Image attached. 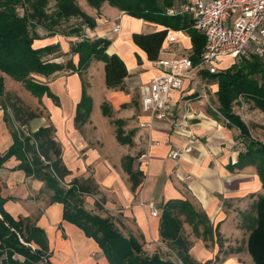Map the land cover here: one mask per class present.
I'll list each match as a JSON object with an SVG mask.
<instances>
[{"label":"crops","instance_id":"0c3cea01","mask_svg":"<svg viewBox=\"0 0 264 264\" xmlns=\"http://www.w3.org/2000/svg\"><path fill=\"white\" fill-rule=\"evenodd\" d=\"M83 8L97 19L96 28H86L85 35L108 38L111 44L107 53L117 54L125 62L128 76L124 88L107 87L105 62L97 59L92 60L88 67L87 81L85 75L72 71L69 76L57 78L55 83L50 77H45L59 103L44 95L41 103L47 109L48 117L29 121L28 127H25V123L21 126L32 133L41 127L53 126V138L61 146L60 157L69 170L62 181L78 182L84 190V207L102 216L113 217L125 235L134 234L147 242L144 249L149 243L155 247L156 243L163 246L164 242L160 236V216H152L150 207L141 205L140 201H154L162 209L169 199L189 197L217 217L215 226L220 225L219 230L226 244L222 247L212 245L211 251L215 253L211 256L224 254V260L229 264L228 259L237 251L229 249L230 241L222 228L228 226V229L237 231L239 224L227 219L232 218V211L238 209L234 202L241 203L242 213L246 211V198L259 190L263 194L264 187L254 165L241 168L235 165L239 153L246 149L237 151L235 148L238 136L236 127H230L228 123L225 126L220 124L215 114V127L207 129L203 126L205 116L211 118L207 111V96L200 89L202 84L211 80L204 72L206 68L197 67L185 80L184 90L174 95L177 101L176 117L181 118L188 110L189 118L186 121L190 130H175L173 118H154L151 126H142V123L152 118L142 110L140 84L150 81L162 68L148 59L147 53L134 42L133 34L152 32L165 26L127 14L108 3L99 12L87 5ZM134 19L142 20V24L137 27ZM119 22L121 31L116 33L113 27ZM184 32L185 36H180L178 41L170 44L164 42L159 58L192 57L191 36L186 29ZM68 37H71V45L67 51L79 39L77 36ZM71 58L78 65L79 55L71 53ZM96 68L100 72L98 81L93 72ZM202 72L205 75L198 77ZM7 80L12 85L17 84L6 76V86ZM83 80L93 107L89 119L77 123ZM211 84L218 90L217 82ZM104 104L109 107L107 115L103 112ZM9 117V112L6 114L0 106V156L14 143L13 133L17 126ZM117 121H120L125 135H130V143L118 140ZM189 146H192V150H187ZM176 149L182 152L175 159L170 154ZM128 156L134 158L133 170L144 172L142 182L135 189L124 165ZM21 163L22 160L13 155L0 167L1 194L6 199L5 210L16 221H22L25 231L42 229L36 237V241L42 243L32 244L44 251L46 259L36 264H109L96 239L88 236L76 223L64 218L65 206L62 202L52 200L53 191L47 188L45 180L28 174ZM204 199L208 200V204H205ZM98 200L102 208L97 206ZM233 214L235 216V212ZM201 242L197 241L193 245L192 253L196 258L199 257V251L200 256L209 257L206 251H202L201 246L206 245ZM16 257L24 260L20 254H16Z\"/></svg>","mask_w":264,"mask_h":264},{"label":"trees","instance_id":"16d2710c","mask_svg":"<svg viewBox=\"0 0 264 264\" xmlns=\"http://www.w3.org/2000/svg\"><path fill=\"white\" fill-rule=\"evenodd\" d=\"M87 7L99 12L102 6H110L138 18L156 22L165 28L152 32H135L134 42L142 48L151 61L159 58L169 28L187 30L193 44L192 59L200 61L206 38L203 33L192 27V19L188 14H167V8L183 0H84ZM97 26L96 17L90 15L81 5L80 0H0V106L8 114L4 99L6 96L5 77L8 76L42 100L44 95L53 98L57 104L58 97L49 84L41 76L49 78L58 71L70 68L84 76L92 60L105 62V77L108 88H124L128 70L125 62L117 54H108L111 41L105 37L92 38L85 35V29ZM42 28L44 33H41ZM62 34L77 36L70 54L79 55L76 65L73 58L65 65L54 59L59 43L35 47V41L46 36ZM210 79L218 83V113L224 116L230 127L240 131V138L245 140V151L238 155L237 167L254 165L264 187V141L253 137L246 121L234 111V103L240 97L251 101L264 111V53H251L242 57L231 67L218 73H208ZM84 79V78H83ZM93 107L92 99L87 93L83 80V96L77 107L76 122L84 123L89 119ZM103 112L109 114V107L104 104ZM18 118V116H17ZM21 119V118H19ZM21 121H25L22 120ZM117 138L121 143H130V135H125L120 121ZM14 143L7 152L0 156V167L11 156L22 160L21 166L28 174L45 180L48 189L53 191L52 200L62 202L65 206L64 218L80 226L88 236L99 243L109 264H200L190 253L193 240L184 233L186 224H190L194 232L202 235L204 240L224 246L225 241L207 211L189 197L169 199L162 206L160 215V236L162 241L177 252L179 260L165 258L159 253L149 255L144 249V242L138 236L125 235L111 216H102L84 207L78 182L72 181L71 187L62 184L69 173L61 160V146L53 138V126L41 127L31 135H26L15 128ZM43 155L47 163L41 159ZM55 155V158H53ZM133 157L128 156L124 163L131 176L135 189L143 180L144 172L133 170ZM6 199L1 194L0 184V264H36L46 259L42 249H33L25 244L39 243L37 232L42 229L31 228L26 231L22 221H16L6 210ZM97 206L102 208L97 202ZM256 214L249 218L252 211H243L241 218L249 232L246 248L255 264H264V193L256 201ZM248 212V213H247ZM143 238V237H142ZM42 243V242H40ZM39 243V244H40ZM42 246V244H41ZM229 253V252H227ZM20 254L24 260L16 257Z\"/></svg>","mask_w":264,"mask_h":264},{"label":"built area","instance_id":"2783aa9c","mask_svg":"<svg viewBox=\"0 0 264 264\" xmlns=\"http://www.w3.org/2000/svg\"><path fill=\"white\" fill-rule=\"evenodd\" d=\"M167 14L190 15L192 27L205 35L206 43L198 65L191 56L165 57L153 61L162 70L150 81L140 84L142 110L152 118L142 123V126H151L154 118H173L175 130L187 131L190 130L186 121L189 111L186 110L181 118L176 117L177 101L174 95L184 90L185 80L197 67L206 68L210 73H218L223 69L222 61L225 57L240 58L251 53H264V0H183L167 8ZM113 31H121L120 22L114 25ZM180 36H185L184 30L169 28L164 42L174 43ZM216 109L218 112V108ZM20 128V132L31 135L32 132L26 131L24 126ZM191 137H194L193 133ZM187 150H192V146L187 147ZM181 152V149H176L170 156L176 159ZM40 156L48 162L43 155ZM62 183L67 188L72 185L66 181ZM78 192L83 194L80 189ZM140 204H147L152 216L161 215L162 209L156 202L141 200ZM0 217L2 218L1 214ZM19 236L25 244L33 249L37 248Z\"/></svg>","mask_w":264,"mask_h":264},{"label":"rangeland","instance_id":"374dc122","mask_svg":"<svg viewBox=\"0 0 264 264\" xmlns=\"http://www.w3.org/2000/svg\"><path fill=\"white\" fill-rule=\"evenodd\" d=\"M80 3L82 5V7L86 6V3L84 0H80ZM39 30L41 31V33H44V34L46 33L42 30V28H39ZM55 43H59L58 52H57V55H59V56L57 58H55L54 60L66 65L69 62V59H71L70 50L67 51L69 49V45H71V37L64 36V35L46 36V37L36 41L35 45L38 46V45L55 44ZM65 51H67V53ZM242 57H246V56H242ZM242 57H240V58H231V57L223 58V61H222L223 69L222 70H225V69L231 67L235 62L240 61ZM103 71H104V68H103L102 72ZM206 71L204 70V72H206ZM88 72H89V68L86 70V73H85L86 81H87V79H89ZM93 72H94V78L96 80L99 79V74H100L99 69L96 68ZM203 74H204L203 72H202V74L200 73L198 75V77L203 75ZM69 75H71V70H70V68H67V69L58 71L55 74H53L52 78L50 77V80H52V83L53 82L55 83L57 78L69 76ZM41 79L46 82L45 77L41 76ZM12 80L17 84L12 85L9 82V80H7L8 81L7 86H6L7 93H6L4 102H5L6 106L8 107V112H9V116H10L9 118L12 121V123L16 124L15 125V126H17L16 128L17 129L20 128L21 125H23V123H25L24 124L25 127H28L29 123L31 121L32 122L35 121L36 119H41V118L46 119L48 117V111L45 107H43V104L41 103L42 100H39V98H37L30 91H28L23 86L22 83H19L18 81L14 80V79H12ZM211 82H215V81H212V80L206 81V84L205 85L202 84L200 89L205 91V95L207 96L206 97L207 108H208L207 111H208L209 117L214 119V114H215V112H217L216 108L219 106V102L217 100V88L213 87ZM200 92H202V91H200ZM234 111L236 113H238L239 115H241V117L246 121V123L250 127V130H251L253 137L258 138L261 141H264V111H262L260 108L256 107L253 102L244 99V97H240L238 100L235 101ZM17 116H18V118H17ZM19 118H21L22 120H25V121L23 122ZM218 118H219V120H218L219 123L224 125V126L228 122L224 118V116H222L220 114H219ZM24 129L26 131H29L27 128H24ZM235 130H236V133L238 135L235 148L237 149V151L241 150V149H245L246 148L245 147V145H246L245 140L241 139L242 137L240 138L239 129L236 128ZM239 168H241V167H239ZM256 169H257V167H256ZM257 172H258V170H257ZM260 192H261L260 190L252 192L251 195L248 198H246V203H247L246 211H248V212L252 211L251 214L248 215L249 218L254 217L256 214L255 206H256V201H257L258 197L261 195ZM234 203H235L234 204L235 207H238L239 210L237 209L235 211H232V216H231L232 218H227V219H231L232 220V221L230 220L231 223L235 220V223L239 224V228L235 232L228 229L227 228L228 226H223V228H222L226 231L225 232L226 236L228 237V240L230 241V242H228L231 245V246H229V249L237 251V252H234L235 255H233V254L231 255L232 257L234 256L233 258L231 257L230 259H228V261H230L229 264H255L252 256L250 255L248 249L246 248V239H247L248 235L245 232H249V229L245 225L246 221H244V220L241 221V219H240V217H242L241 216V210H240L241 203L236 202V201ZM101 205H102V203H101ZM234 212H235V216L233 214ZM207 213L210 216V218H212L211 220H213V222L215 224L217 222V217L212 216L211 214H209L208 211H207ZM236 218H237V220H236ZM184 233H185V236L187 238L193 240V245L197 241L198 242L202 241L200 244L205 243L204 245H206V246H203V245L201 246L203 248L202 251H206L209 254V257H207V255L206 256H200V251H199V257L196 258L194 256V254L192 253V250H191L192 255L197 259V261L200 264H227V260H224V254H220L218 256L216 254L214 257L211 256V254L213 255L215 253V252L211 251V248H213V246L215 247L217 244L212 243L210 240H204L202 235L197 236V234L194 232V230L190 224L185 225ZM145 244H147V242H144V247H145ZM225 244H224V246H225ZM145 249H147L146 252L149 255H152L155 252L157 253L160 250L161 252H158V253H160L163 257L170 258V259L176 260V261H180L178 256H177V252L175 250H173L171 247H169L166 243H163V246L156 243L155 247H152V244L149 243L148 245H146Z\"/></svg>","mask_w":264,"mask_h":264},{"label":"bare ground","instance_id":"6f19581e","mask_svg":"<svg viewBox=\"0 0 264 264\" xmlns=\"http://www.w3.org/2000/svg\"><path fill=\"white\" fill-rule=\"evenodd\" d=\"M134 23L139 27L142 24V20H135ZM216 125V121L212 118H208L205 116L203 126H205L207 129H213ZM205 204H208V200L204 199Z\"/></svg>","mask_w":264,"mask_h":264}]
</instances>
